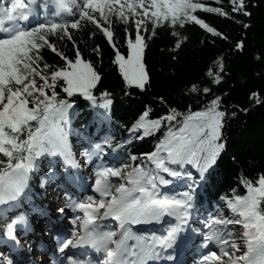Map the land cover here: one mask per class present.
<instances>
[{
    "label": "snow or ice",
    "instance_id": "1",
    "mask_svg": "<svg viewBox=\"0 0 264 264\" xmlns=\"http://www.w3.org/2000/svg\"><path fill=\"white\" fill-rule=\"evenodd\" d=\"M232 4L233 12L251 15L245 0H232ZM37 8H52L51 15L58 17L59 22L45 16L43 22L33 24L32 18L39 15ZM199 9L227 16L220 8H205L194 0H10L0 7V248L7 249V254L0 251V264H16L13 257L21 250L20 238L35 231L34 213L25 206L34 195L32 181L37 180L43 189L61 179L65 185L81 179L73 172L81 165L75 162L68 140L69 110L80 99L93 109L96 125L94 138L84 137L90 146L82 152L85 164L94 157L107 156L106 149L112 153L126 152L127 146L134 142L132 136L121 142L110 134L114 125L120 126L114 119L116 94L98 87L102 73L91 60L84 59L71 30L87 24L99 30L112 50L111 63L118 68L126 85L121 94L131 98L132 92L146 95L151 88L144 54L148 41L158 38V28L168 30L175 50L187 39L177 29L189 23L213 37L222 36L219 30L198 18ZM112 16L125 25L120 41L109 26ZM6 21L12 22L11 26L5 27ZM52 35L73 45L71 57L50 42ZM94 35L95 32L89 33L90 37ZM120 45L127 50L126 54ZM44 48L60 63L43 61L40 50ZM244 48L245 42L238 41L237 51ZM92 52L102 64L100 45L94 46ZM222 61V57L215 59L205 73L211 84H220L228 75ZM258 75L264 78V74ZM187 93L206 98L211 87L194 84ZM223 95L212 94L202 101L200 109L192 110L188 105L183 112L168 104L164 97L145 102L127 128L133 135L143 130L135 140L153 135L162 126L168 130L154 150L140 156L129 153L128 161L144 159L154 168L132 167L128 161L99 166L94 171L92 190L100 198L88 195L82 202L69 200L65 207L84 215L68 218L71 227L67 234L48 213L41 211L50 230L57 229L52 264H161L162 261L176 264L173 253L190 242L197 253L209 245L219 250V254L209 250L198 255L195 264H264V172L255 181L241 178L246 195H236L235 189H231V197L218 195L239 218L219 214H209L203 219L199 216V191L223 162L227 147L223 129L229 113L226 108L222 110ZM249 99L264 106V93L252 92ZM154 103L164 104L167 110L150 118ZM236 114L235 109L230 113L232 118ZM44 160L48 161L47 171L41 167ZM110 177L126 183L117 186ZM59 213L66 215L63 207ZM109 217L118 222V232L101 230L96 224L97 219ZM153 223L163 229L161 235H153L149 240L133 232L132 226ZM196 223L201 227H194ZM229 225H242L244 231L234 234L228 230ZM237 239L246 244L247 250L242 255L236 254L241 248ZM130 240L136 242L131 247ZM127 256L138 259L129 261Z\"/></svg>",
    "mask_w": 264,
    "mask_h": 264
},
{
    "label": "trees",
    "instance_id": "2",
    "mask_svg": "<svg viewBox=\"0 0 264 264\" xmlns=\"http://www.w3.org/2000/svg\"><path fill=\"white\" fill-rule=\"evenodd\" d=\"M194 2L202 3L205 8H220L227 13V16H224L209 13L203 9L196 12L198 18L219 30L222 36L213 37L206 30L189 23L177 29L184 33L187 39L179 50H175L171 47L168 30L163 27L158 28V38L148 41L149 47L144 54V61L151 77V88L146 95L139 91L132 92L131 98L121 94V89L126 88V85L118 68L111 63L112 50L99 30L87 24L71 32L79 43L84 59L91 60L102 73V81L98 83V87L116 94L117 112L114 119L120 122V126L114 125L109 132L121 142L132 136L134 142L127 146V151L122 150L116 154L117 156L125 155L126 160L129 153L140 156L141 153L154 150L155 145L163 139L168 130L166 126H162L153 135L143 140H135V136L142 135L143 130L133 135L127 128L131 127L139 115L138 110L144 106L145 102L157 101L158 98L164 97L168 104L183 112L188 105H191L192 110L200 109L202 101L210 99L212 94H224L222 110L226 108L229 113L223 129V140L227 147L223 162L199 191L200 213L203 216L219 214L224 218H239L231 212L225 202L218 199V195L231 197V189H235L236 195H246V190L241 186V178L255 181L258 175L264 172V106L258 102L253 103L249 99L252 92L264 93V78L258 75L264 74V0H245L246 10L251 13L250 16L233 12L232 0H194ZM109 26L117 40H122L125 25L119 21L118 17H110ZM128 27L131 28V25ZM90 32H95L94 37L89 36ZM225 36L227 39H224ZM49 40L68 56L73 55V45L68 41L59 40L55 35L50 36ZM240 40L245 42L244 51H237ZM96 45H100L103 50L102 64L92 52V48ZM120 46L126 54L127 50ZM40 54L43 61L49 64L60 63L47 48L41 49ZM221 57L228 75L220 84H211L205 73L212 66V62ZM43 61L40 67L43 66ZM194 84L200 87L210 86L211 93L206 98L189 95L187 89ZM151 108L153 111L150 118L162 115L167 110L161 103H154ZM233 109L237 112L235 118L230 115ZM69 111V148L75 146L81 152L90 147L84 137L94 138L96 132L93 109L89 107L88 102L80 99ZM106 151L109 150L106 149ZM101 160L109 164L107 158L101 157ZM129 162L133 167L139 165L146 170L149 168L148 161L144 159ZM119 163L116 159L107 166ZM47 165L48 161L44 160L42 169L46 170ZM35 181L37 182L33 180V185ZM217 208L220 210L219 213L216 211ZM228 230L237 235L243 232L241 225H229ZM237 242L241 248L236 254L242 255L246 251V244L241 239H237Z\"/></svg>",
    "mask_w": 264,
    "mask_h": 264
},
{
    "label": "rangeland",
    "instance_id": "3",
    "mask_svg": "<svg viewBox=\"0 0 264 264\" xmlns=\"http://www.w3.org/2000/svg\"><path fill=\"white\" fill-rule=\"evenodd\" d=\"M73 152L75 153V154H73V157H74V155L76 156L77 150L74 149ZM78 161L80 163H84V165H81V168L79 169L80 177L85 179V181L89 185L92 186L93 183H94V171L96 170V168L91 167L92 165H90L89 163L85 164V157L84 156L79 157ZM123 161H127V160L125 159ZM152 168H154V165H152ZM59 195H60V192L58 190H50L49 193H46L47 197L45 196V194L41 195V197H43V196L45 197V201H48L47 205H49V206L53 205V208L49 207L50 210H53V209H54V211L56 210L55 213L53 211V214H51V218L54 221H59V222H57V224H60L61 226H64V225H67L68 219L66 220V218L64 216H61L60 213H59V208H61V206H59L57 204H60V203L63 202ZM66 215H68V214H66ZM40 238L42 239V241L37 244L38 248H41V247H45V248L47 247L48 248V246L50 247V244H47L45 242L46 239L50 240V238L48 236L44 235V236H40ZM46 253H47L46 251L42 252V255L44 256ZM196 259L191 260V264H195ZM36 263L37 264H43V263H40V262H36Z\"/></svg>",
    "mask_w": 264,
    "mask_h": 264
},
{
    "label": "bare ground",
    "instance_id": "4",
    "mask_svg": "<svg viewBox=\"0 0 264 264\" xmlns=\"http://www.w3.org/2000/svg\"><path fill=\"white\" fill-rule=\"evenodd\" d=\"M40 208L42 209L43 207L40 206ZM55 211H54V213H55ZM41 230H45V232L43 234L50 238V240L49 239L45 240V242L47 244H50V247L48 246V248L47 247L46 248L45 247L37 248L35 245L36 243H40L42 241V239L39 237V235L41 236ZM52 231L54 232V229H51V231H50L49 225L47 224L46 221H42V220L39 221V225L36 228V232L34 231L35 232L34 234L36 236V240L33 241L34 243L32 242L34 245H33V252L31 253V260L32 261L30 264H36L35 262H40L43 264H52L51 262H48V260H47L48 257H52V248L56 242V239L53 236ZM45 251L47 252V255L43 256L42 252H45Z\"/></svg>",
    "mask_w": 264,
    "mask_h": 264
}]
</instances>
